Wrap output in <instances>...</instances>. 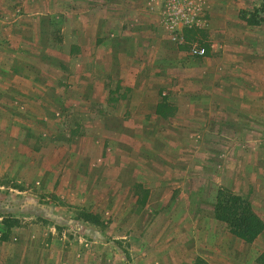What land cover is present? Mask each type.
<instances>
[{
	"label": "rangeland",
	"instance_id": "rangeland-1",
	"mask_svg": "<svg viewBox=\"0 0 264 264\" xmlns=\"http://www.w3.org/2000/svg\"><path fill=\"white\" fill-rule=\"evenodd\" d=\"M47 1L0 0V42L18 47L15 72L0 74L30 66L47 84L0 85V264H208L203 240L240 238L216 217L220 192L264 221V114L214 102L263 101L264 0ZM82 46L94 53L75 63ZM122 64L147 76L141 88L121 86ZM66 77L84 92L61 100ZM234 163L237 181H220ZM209 217L212 235L197 230Z\"/></svg>",
	"mask_w": 264,
	"mask_h": 264
},
{
	"label": "crops",
	"instance_id": "crops-1",
	"mask_svg": "<svg viewBox=\"0 0 264 264\" xmlns=\"http://www.w3.org/2000/svg\"><path fill=\"white\" fill-rule=\"evenodd\" d=\"M82 1L85 2V0H56L57 4L60 6H63L64 9L74 8L78 5H80ZM124 2H125L124 4H126L128 6L129 2L128 1L126 2V0H124ZM48 4H49L48 1L45 0L44 5H48ZM71 13H73V12H71ZM89 15L93 19V20L90 19L91 24H94L97 21L96 18L98 20H100V18H99L100 16L96 15L95 13H92V14L90 13ZM141 18L143 19V16H141ZM75 29H77L76 25L71 32L72 37H74V36L76 37L78 35L77 32L75 31ZM122 30H123V35L125 36V34L127 32L126 31L124 32L123 26H122L121 31ZM97 31H99V26L97 28ZM98 35L101 36V34H98ZM64 36L67 38L69 36V34L64 33ZM80 45H82L81 42H80ZM13 47H15V46H13ZM13 47L5 46V45L3 46L0 42V70L8 71L7 74L10 72L14 73L15 69H16L15 64L17 62L16 56L18 54V51H16L17 46L15 47V49ZM90 48L91 47L82 46L81 48H79V51L75 52L74 50H70L69 53L74 55L75 63H80L79 61H80L81 56L94 53V52H91ZM98 51H99V49H98ZM138 53L139 52L136 51V54H138ZM136 54L134 53L135 57L138 58V55H136ZM111 55L112 54H109V56H111ZM110 63H111V60H110ZM86 65L90 66V67H87V66H84V67H87V69L89 70V77H91V80L89 79L90 81L88 82L87 86L90 87L91 85L89 86V84L91 82H92V84H95V86H96V83H98V82H96L97 81L96 80L97 74L96 73L91 74L92 65H90V64H86ZM139 66L141 67V69L137 70V71H142L143 68H146L147 65L145 63H143L142 61H139ZM139 66H134L135 70H133V68H131L132 65H126V66H125V64L121 65V67L123 69V73L121 75V78H124V81L121 80V82H120L121 86H129V85L134 84V87H136V88L142 87L143 83H137L138 82L137 77L139 76V78L141 77V78H144L146 80L147 76L144 73H142L140 75L139 72L136 71V68H138ZM112 67L113 66L110 65L109 67H106V68H108L110 70ZM19 70L20 71L18 72L17 76H12L10 74L5 76L3 74H0V85H2L3 83H7L8 85H11V86H14V84L17 85L16 79H18V82L20 81V79H23V82L21 84L22 88L23 87H25V88L26 87H32L33 85L35 87L43 88L44 86L47 85L46 81L40 80V74H38L39 70L32 69L30 66H25V67H23V69H19ZM111 70L109 72L106 71L105 72L106 75L104 76L106 81H108L107 86H109L110 88H112V86H113V83L111 82V77H112V75L110 74V73H112ZM121 72H122V70H121ZM135 72H137V73H135ZM2 76H4V77H2ZM134 78L137 79V82L133 81V80H135ZM105 79H103V80H105ZM256 84L261 86V87L264 86L263 81H258L255 84H253V86ZM70 85H72V87H73L71 95L74 94L77 90H79V94L80 93L82 94L84 92V91L80 92V88L83 87L84 85H80L79 80H75V79H73V77H71L70 79L68 77H66L63 83L60 81L56 82V86L59 90V95H61V98H62L61 100H64L66 98V96H65L66 94L62 95L60 92H64L65 89H67V87ZM103 85H105V84L103 83ZM110 85H112V86H110ZM227 87L232 88L228 92H233L234 88H233V85L231 83L227 84ZM21 91L25 92L24 90H21ZM109 93H111L110 90H109ZM220 93H221L222 100L225 99L226 101H222V102H220L219 100L214 101L216 103V105L217 104L222 105L220 107L218 106L220 109H217V112L215 111L217 114H224L226 112H233L236 110H240V112L243 114H264V94H263V101H261L262 99H260V101H259V99H256V97L254 98L255 94L253 96H251L250 94L246 95L244 93V96H246V97L242 98L243 102H241V101L239 102L238 98L236 100H233L230 97L228 98L227 92L224 93L222 91ZM30 95H31L30 97H32V100H34L33 98L36 99L35 94L31 93ZM88 95H91L90 91H88ZM40 99H41V97L39 96V100ZM229 99H231V100H229ZM58 100H60V99H58ZM119 100L121 101V103H124V101L122 99H119ZM233 114H234V112H233ZM235 131L236 130H233V132H235ZM239 133H240V131H239ZM234 145L235 144L233 142V148L236 149V146H234ZM248 161H249V159H246V160H243V163H242L243 168H246V171L243 168H242V170L240 169L241 176L243 173H246V181L249 180V177H250V161L251 160L249 162ZM235 165L228 166L227 173H225V174L221 173L220 181H235V182L237 181L235 179V177L237 176V173L239 170H237L235 167L241 168V166H239V165L235 166ZM205 174L208 177V175H210L209 170L206 169ZM193 180H194V178L192 175V178L190 179V183ZM184 181H186L185 177H184ZM189 192H190V189H189ZM179 194H180V192H179ZM209 220H211V221L210 222L204 221L203 222L204 224L202 225V227L198 226L197 230L205 232V233H208L211 231L210 235H212L213 232L217 231V229H218L216 227L218 225L217 221L215 219H212V218L210 219V217H209ZM225 236H227L226 238H228V241L225 240L224 237L223 238L217 237L212 242H207L206 240H203L204 246H201V247L205 248L203 258L205 260H207L208 264H259L257 259L262 254V252L264 251V234L259 235L252 243H247V242L241 240L240 238H236V237H233L230 235H225ZM241 242H243L244 245Z\"/></svg>",
	"mask_w": 264,
	"mask_h": 264
},
{
	"label": "trees",
	"instance_id": "trees-1",
	"mask_svg": "<svg viewBox=\"0 0 264 264\" xmlns=\"http://www.w3.org/2000/svg\"><path fill=\"white\" fill-rule=\"evenodd\" d=\"M216 217L229 223L233 234L253 242L263 231L264 221L254 212L251 203L239 195H228L225 199L224 193L220 192L215 211ZM80 219L98 225L100 217L89 212H82ZM258 262L264 264V252L259 256Z\"/></svg>",
	"mask_w": 264,
	"mask_h": 264
},
{
	"label": "built area",
	"instance_id": "built-area-1",
	"mask_svg": "<svg viewBox=\"0 0 264 264\" xmlns=\"http://www.w3.org/2000/svg\"><path fill=\"white\" fill-rule=\"evenodd\" d=\"M175 22V19L173 21V23ZM191 51L192 53L196 54V55H204L206 52V49L203 46H200L198 44H193L191 46Z\"/></svg>",
	"mask_w": 264,
	"mask_h": 264
}]
</instances>
